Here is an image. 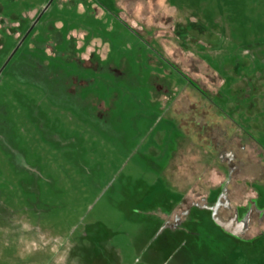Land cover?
<instances>
[{
  "label": "rangeland",
  "instance_id": "374dc122",
  "mask_svg": "<svg viewBox=\"0 0 264 264\" xmlns=\"http://www.w3.org/2000/svg\"><path fill=\"white\" fill-rule=\"evenodd\" d=\"M50 1L0 0V70ZM223 136L247 210L264 0H52L0 73V264H264L258 215L239 238L207 210L186 237L164 222L228 179Z\"/></svg>",
  "mask_w": 264,
  "mask_h": 264
},
{
  "label": "flooded vegetation",
  "instance_id": "af4514ba",
  "mask_svg": "<svg viewBox=\"0 0 264 264\" xmlns=\"http://www.w3.org/2000/svg\"><path fill=\"white\" fill-rule=\"evenodd\" d=\"M220 142H217L216 144V149L219 150L220 157H222V155L225 154L226 158L228 159V162L231 163L233 160H235L236 155L233 153L231 149L225 148L224 145H222ZM234 142L235 141L232 140L230 143L229 142L228 143L225 142V143L226 145H231L232 143L234 145ZM241 147L243 151L246 150V147L244 145H242ZM237 162L238 164L229 167V172H228L229 176H231V174L235 172L236 169L238 170L242 169L243 164L245 163L243 158L237 159ZM213 190H214L213 192H215L213 196H211L210 194L208 196H202V201L194 200L187 207L180 209L178 212H175V208L177 204L173 205L169 213L162 212L163 216L166 217V219H164V222H166V225L169 226L171 232L175 234L182 233L185 237L188 236L189 233L192 231V226H191L192 223L199 222L197 216L199 211L207 210L210 213L211 217L213 218L214 210L211 207H215V211L222 218H223L222 216L223 211L232 212V214L229 216L228 219L236 218L237 220L238 219L241 220L242 218H244L245 220L248 221L249 226L254 215L259 216V222H261L264 219V180H260V182L256 185V187H254V190L256 191L257 194L254 197V199L251 200V203L248 205L247 210H244L241 205L235 207L234 210L232 209L229 179L226 180L224 183H221ZM185 201H186L185 198L182 199L180 201V204H182ZM173 213L174 215L172 219H170V216ZM240 235L238 236L233 235V236L239 238Z\"/></svg>",
  "mask_w": 264,
  "mask_h": 264
},
{
  "label": "water",
  "instance_id": "95a60500",
  "mask_svg": "<svg viewBox=\"0 0 264 264\" xmlns=\"http://www.w3.org/2000/svg\"><path fill=\"white\" fill-rule=\"evenodd\" d=\"M51 3H52V0L50 2H48V4L42 9V11L38 15V17L35 19L34 23L31 25V27L29 28V30L25 33V35L23 36V38L21 39V41L18 43L17 47L13 50V52L10 55V57L8 58V61H7L6 64H8L11 61V59L15 55L16 51L20 48V46L22 45V43L24 42V40L27 38V36L29 35V33L35 27V25L40 20V18L45 13V11L48 9V7L50 6ZM6 64L1 68L0 73L3 71V69L6 66ZM211 208L214 210V213H213V219H214V221L219 226H221L224 230L232 233L233 235H237L238 236V235L244 233L248 229L249 223H248L247 220H239V219L237 220L236 218L224 219V218H222L221 216H219L217 214V212L215 211V207H211Z\"/></svg>",
  "mask_w": 264,
  "mask_h": 264
},
{
  "label": "crops",
  "instance_id": "0c3cea01",
  "mask_svg": "<svg viewBox=\"0 0 264 264\" xmlns=\"http://www.w3.org/2000/svg\"><path fill=\"white\" fill-rule=\"evenodd\" d=\"M225 133H226V131H225ZM223 138V140H222V142H220L222 145H224V147L225 148H227V149H231L232 151H233V153L236 155V158L237 159H240L239 158V155L237 154V151H236V149H235V147H234V145H233V143L231 144V145H226V143L225 142H231L233 139H234V136L233 137H230V139H228V138H226L225 136H223L222 137ZM235 143V142H234ZM222 152V151H221ZM244 153V152H243ZM223 155H225V154H223ZM222 155V156H223ZM235 158V160H233L231 163L230 162H228V164H229V167L230 166H234L236 163H237V159ZM245 158V157H244ZM243 158V159H244ZM222 159H223V157H222ZM224 160V159H223ZM244 161L246 162V160L244 159ZM233 164V165H232ZM238 164V163H237ZM244 169V167H242V169H239V170H237V173H241V171ZM229 172V171H228ZM228 179L230 180L231 179V176H229L228 175ZM228 179H226V180H228ZM234 179V180H233ZM233 179H231L230 180V194L231 193H237L238 191H240V190H237V189H240V186L242 187V185H243V183H242V181H241V179H240V175L239 176H237V177H235V178H233ZM225 180V181H226ZM224 180H222L219 184H213V186H212V188H210V191H209V193L208 192H205V196H208L209 194L211 195V196H213V194L215 193V192H213L214 190L213 189H215L217 186H219L221 183H224L225 182ZM232 181H235V183H236V186H237V189H235L234 187H233V185H235V183H233ZM206 183V182H205ZM204 182H203V184L201 183L200 185H203L204 186V184H205ZM233 187V188H232ZM52 250H55L56 252H57V248H52Z\"/></svg>",
  "mask_w": 264,
  "mask_h": 264
},
{
  "label": "trees",
  "instance_id": "16d2710c",
  "mask_svg": "<svg viewBox=\"0 0 264 264\" xmlns=\"http://www.w3.org/2000/svg\"><path fill=\"white\" fill-rule=\"evenodd\" d=\"M24 35H25V33H24ZM14 56H15V55H14ZM14 56H13V57H14ZM12 59H13V58H12Z\"/></svg>",
  "mask_w": 264,
  "mask_h": 264
}]
</instances>
